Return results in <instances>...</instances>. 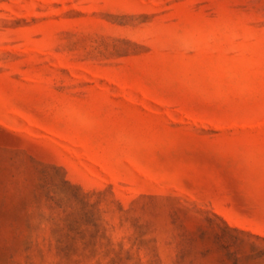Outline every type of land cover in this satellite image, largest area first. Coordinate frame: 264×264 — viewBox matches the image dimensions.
Instances as JSON below:
<instances>
[{
  "label": "rangeland",
  "instance_id": "rangeland-1",
  "mask_svg": "<svg viewBox=\"0 0 264 264\" xmlns=\"http://www.w3.org/2000/svg\"><path fill=\"white\" fill-rule=\"evenodd\" d=\"M0 264H264V0H0Z\"/></svg>",
  "mask_w": 264,
  "mask_h": 264
}]
</instances>
